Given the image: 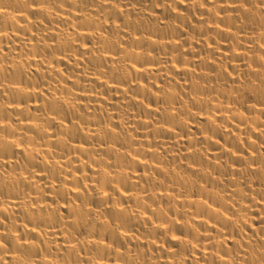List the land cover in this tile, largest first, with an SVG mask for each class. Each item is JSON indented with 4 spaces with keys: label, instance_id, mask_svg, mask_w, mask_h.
Instances as JSON below:
<instances>
[{
    "label": "bare ground",
    "instance_id": "bare-ground-1",
    "mask_svg": "<svg viewBox=\"0 0 264 264\" xmlns=\"http://www.w3.org/2000/svg\"><path fill=\"white\" fill-rule=\"evenodd\" d=\"M0 264H264V0H0Z\"/></svg>",
    "mask_w": 264,
    "mask_h": 264
}]
</instances>
